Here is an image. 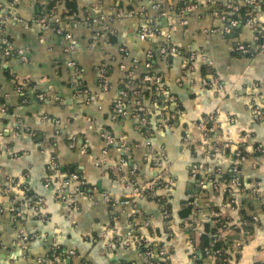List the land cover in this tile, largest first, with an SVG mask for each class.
<instances>
[{"label": "crops", "instance_id": "1", "mask_svg": "<svg viewBox=\"0 0 264 264\" xmlns=\"http://www.w3.org/2000/svg\"><path fill=\"white\" fill-rule=\"evenodd\" d=\"M172 1L178 4L182 0ZM76 2L77 13L66 21L75 46L66 52L68 42L54 34L50 24L44 27L36 23L40 6L35 0H0V40L24 51L26 57L22 61L17 56H4L0 43V105L6 107L0 115V264H146L133 237L147 238L152 246L163 247L168 260H158L160 264H215L197 248L204 225L215 214L228 219L229 229L222 235L218 231V237L224 239L225 264H264V122H255L251 114L253 105L264 111V10L252 19L255 29L237 23L224 34L223 14L212 16L213 5L192 0L190 4L196 6L185 15L186 25H180L177 18L173 21L171 42L180 54L161 57L156 54L159 38L141 42L137 37L143 21L157 18L146 0ZM130 6L142 10L143 17L128 18ZM60 13L56 11L55 19H62ZM101 15L104 21L94 24ZM157 24L162 34L169 30L165 19H158ZM256 31L260 35L254 40ZM237 44L247 47L248 52H235ZM121 48L128 52L127 70L132 60L139 63L133 67L134 78L140 77L146 52L153 51L151 71L168 81L176 101L168 103L152 96L146 103L153 110L152 124L156 110L168 106V112L175 115L169 128H153L143 137L132 118L112 119L111 106L125 77L120 69ZM190 51L198 57L193 69L187 70ZM71 60L80 71V92L73 70L67 67ZM100 68L109 71L105 87L99 81ZM202 80L212 82V86H203ZM21 83L23 94L16 92ZM136 87L134 82L132 88ZM36 93L44 100L38 101ZM211 112L217 116L222 140L232 143L213 158L206 156L203 147L181 144L183 133L192 131L191 124ZM244 134L249 138L242 139ZM105 135L123 142L128 151L107 146ZM73 138L75 146L71 148ZM237 147L246 155L239 165L245 192L236 195V205H230L228 188L221 183L216 188L205 184L202 169L227 173ZM257 148L261 152H255ZM160 150L167 155L173 178L165 195L170 210L168 225L154 201L138 200L132 206L117 208L103 201L104 195L120 199L124 193L121 174L109 172L107 166L125 158L122 174L136 165L138 181L142 182L157 174L150 160L152 153ZM52 158L61 176L79 175L93 191L90 198L78 199L73 207L55 198L56 187L44 184L49 177L55 181ZM253 187L257 196L250 193ZM4 188L9 192L5 197L1 194ZM25 191L42 198V217L27 207L16 218L7 213L8 200L22 201ZM186 203H190L192 213L183 218L179 212ZM20 230L37 236L25 249L15 245ZM110 238L117 244L109 249ZM59 247L65 259L53 262L49 259L51 248Z\"/></svg>", "mask_w": 264, "mask_h": 264}, {"label": "built area", "instance_id": "2", "mask_svg": "<svg viewBox=\"0 0 264 264\" xmlns=\"http://www.w3.org/2000/svg\"><path fill=\"white\" fill-rule=\"evenodd\" d=\"M17 0H11L12 3H16ZM130 3H133L136 0H127ZM140 1V0H138ZM152 10L156 12L157 18L154 19H146L143 21L141 26L138 29L137 37L141 42H149L154 41L156 39H160L161 43L158 44L156 54L161 57H167L170 55H179L180 50L177 49L171 42L172 32L174 31L173 21L177 18L179 24L184 26L186 25L185 15L189 14L194 10L195 6L190 3H183L179 9L176 7L172 0H146ZM261 1L264 0H243V2L247 5L254 6L258 5ZM206 4L215 5V11H213L212 16H218L222 11H229L231 13H236L238 11V7L228 0H206ZM176 10V13L174 12ZM223 14V13H222ZM120 15V14H119ZM126 16L128 18H137L143 17V12L135 11L134 9H130L126 12ZM15 18V16H13ZM165 19L168 22L169 30L162 34L160 32V28L158 27L157 20ZM221 19L226 22L224 25L222 32L224 34H228L231 32L233 28L237 25L236 19H230L226 21V16L222 15ZM36 23L41 26H49L52 22L51 31L57 36L62 37L65 41L68 42V46L66 52H71L74 50V41L70 31V25L65 21V19H55V13H45L43 15H37L35 18ZM104 21V16H100L98 19L94 20V24L101 23ZM244 23L253 28L252 19L250 17L245 18ZM2 27V20H0V30ZM106 28V27H105ZM255 29V28H253ZM260 35V31H256V35L254 40H257ZM3 47L2 52L4 56H17L22 61L26 60L25 53L22 50L14 49L10 43L6 41H1ZM235 52L245 54L248 52L247 47L244 45L237 44L234 49ZM120 52L122 53V62L120 65V69L125 71V77L123 81V88L119 91L117 99L112 103L111 106V116L112 119L116 120L119 118H132L136 122V128L140 132L143 137H147L154 128L155 130L167 129L170 127L171 122L174 120L175 115L168 112V106L161 107V110H156V122L155 124L151 123V114L153 110L151 107L147 105L146 100L142 97L141 92L132 88L135 82L133 67H136L139 63L137 60L131 61V69L127 70V66L125 67V59L128 57V52L125 48H121ZM153 51L148 50L145 54L147 61L143 63V69L145 72L141 75V80L145 83H148L152 86L153 92L155 93V97L158 95L162 99H165L166 102H175V97L170 93L168 81L163 80L159 75L155 73H149L151 71V65L149 60L153 58ZM197 54L194 51H190L186 55L187 59V70L193 69V65L195 60L197 59ZM67 67L73 70V78L78 87V92L81 90L79 81L77 78L80 75L79 68L76 67V63L74 61H68ZM109 71L106 68L99 69V81L103 87L107 85ZM203 86H212V82L202 80ZM24 83H21L17 86L16 92L19 94H23ZM36 99L38 101H43L44 96L36 93ZM155 99V98H153ZM253 100V98H251ZM169 109V108H168ZM6 112V107L4 105H0V115H3ZM252 118L255 122H264V111L260 110L257 105H253L251 108ZM215 112H211L206 114L200 118V120L195 121L191 124L192 131L184 132L181 139V144L186 147H195L200 146L205 150V154L207 157L213 158L216 155L220 154L224 149H228L231 147L232 143L230 140L223 139L221 134L219 133V126L217 123ZM242 139H248L249 134H244ZM105 143L107 146L116 145L121 148L123 151H128V146H126L123 142L116 140L110 135L104 136ZM75 146V139L73 138L70 143V147L73 148ZM255 152H261L260 148L254 150ZM106 152L104 151L103 154ZM153 157L151 158V167L157 171V174L148 180L138 181V173L137 166L130 165V168L123 172L122 174V166L127 164V160L122 158L119 160L117 165L107 166L108 171L114 173L116 175H120L119 182L124 190L123 196L120 199H114L111 195H104L103 201L108 204L111 208L117 207H129L134 204L135 201L138 200H150L154 201L160 210L162 211L164 223L168 225L170 223V211L165 208L163 203L166 202V193L170 191L171 186L173 185V178L169 172V165L167 164V155L165 151L160 150L156 153H152ZM246 159V155L240 147H237L234 152V160L228 171L230 178L220 180L222 174L219 170H205L204 172V183L210 184L213 188H216L220 183L225 185L228 194V202L230 205H236L235 197L237 194L244 193L245 187L243 185L239 165ZM51 167L56 173L53 175L55 177V181L51 177L46 178L44 180V184L46 187L55 186V198L66 207H73L76 205V201L78 199H82L85 197L90 198L93 193L90 190L85 182L79 177V175L75 173H71L67 176H61L59 168L57 167L54 158L51 159ZM11 184H13L10 181ZM8 188H4L1 194L5 197L8 194ZM250 193L254 196H257V188L253 187L250 190ZM29 208L35 214L41 216V211L43 210V200L32 193L23 194L22 201H15L13 199L8 200L7 213L11 215L12 218H16L20 216V212L22 208ZM2 208L0 206V213L2 212ZM222 216L220 214H215V219H220ZM223 218V217H222ZM218 219V220H219ZM229 229V224L227 221H222L220 223L219 230L222 235L223 231H227ZM36 234H27L24 231H18L16 235L15 245H18L21 249H25L27 243L31 242L36 238ZM103 237V234L100 236ZM220 238V236H219ZM133 241H135L136 246L139 250V254L142 259L146 262V264H160L158 260H168V256L166 255L164 248L160 246H152L150 240L147 238H138L133 237ZM117 241L114 238H110L107 241V247L110 249ZM220 250L210 251L205 250V254L209 259L216 260L217 257H220ZM70 252L68 255H72ZM157 258V259H156ZM49 259L53 262H57L59 257L55 255L54 248H51V253ZM221 260V258H219ZM147 261H152L148 263ZM114 264H132V263H114Z\"/></svg>", "mask_w": 264, "mask_h": 264}, {"label": "trees", "instance_id": "3", "mask_svg": "<svg viewBox=\"0 0 264 264\" xmlns=\"http://www.w3.org/2000/svg\"><path fill=\"white\" fill-rule=\"evenodd\" d=\"M38 5V9L39 12L37 15H43L45 13H56V11H61L60 15L62 19H65V21L69 20V18H73L74 15L77 13V2L76 0H35ZM192 0H182V1H177L178 4L175 5V8L177 7L179 9V7L183 4V3H190ZM231 1L233 4H235L238 7V11L236 13H231L229 11H220L221 13H223V15H225L228 19H236L238 23H241V25L245 24L244 20L247 17H250L251 19H253V17L259 12V10H264V4L262 3H258V5H260V9H258V5H254V6H250L247 5L243 2V0H228ZM176 2V3H177ZM264 3V1H261ZM217 8L215 5L213 6L212 9ZM128 9H134L131 6ZM176 13V10L174 11ZM50 25L52 26V22L50 23ZM149 63H151V61H149ZM141 74L140 77H135V84H136V89H138L141 92L142 97L147 100L148 98H159L160 96H156L155 97V93L153 92L152 86L148 83H145L141 80V75H143L145 72L143 67L141 68ZM149 73H153L152 71H150ZM153 96V97H152ZM153 115V113L151 114V116ZM230 175L229 173H225L224 175L221 176L220 180L223 179H229ZM25 193H31L28 191H25ZM165 208H167L169 210V205L168 204H164ZM170 211V210H169ZM192 213V207L190 205V203H186L185 207H182L180 212H179V216L180 217H187L188 214ZM248 218V217H247ZM219 219V218H218ZM212 218L210 220L209 223H206L204 225V229H203V233L200 235L199 237V242L197 245V248H200L199 250L202 251L204 257L208 260H212L209 259L207 257V255L204 253L205 250H210V251H216V250H220V257H217L218 259L216 260H212L215 262V264H225V259H226V253L223 250V244H224V239H220L218 237V230L220 227V223L222 221H227L228 219L226 218H220L219 220ZM212 224V226L210 225ZM218 237V239H217ZM55 255H57L61 260L65 259V254L63 252V248L59 247L56 250H54ZM221 258V260L219 259ZM162 264H167V263H162Z\"/></svg>", "mask_w": 264, "mask_h": 264}, {"label": "water", "instance_id": "4", "mask_svg": "<svg viewBox=\"0 0 264 264\" xmlns=\"http://www.w3.org/2000/svg\"><path fill=\"white\" fill-rule=\"evenodd\" d=\"M73 171V169H71V171L70 172H72Z\"/></svg>", "mask_w": 264, "mask_h": 264}]
</instances>
